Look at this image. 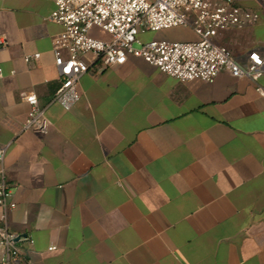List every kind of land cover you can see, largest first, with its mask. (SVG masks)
<instances>
[{
	"label": "crops",
	"instance_id": "0c3cea01",
	"mask_svg": "<svg viewBox=\"0 0 264 264\" xmlns=\"http://www.w3.org/2000/svg\"><path fill=\"white\" fill-rule=\"evenodd\" d=\"M235 1L259 21L215 40L246 62L264 54V0ZM54 9L0 0V147L21 264H264V75L181 82L130 55L91 64L66 109L53 101ZM148 32L135 47L198 40L191 28ZM182 35L192 40L172 39ZM27 93L47 133L25 130Z\"/></svg>",
	"mask_w": 264,
	"mask_h": 264
},
{
	"label": "built area",
	"instance_id": "2783aa9c",
	"mask_svg": "<svg viewBox=\"0 0 264 264\" xmlns=\"http://www.w3.org/2000/svg\"><path fill=\"white\" fill-rule=\"evenodd\" d=\"M49 1L55 5L50 19L64 28L54 40L53 54L60 87L53 101L66 109L80 100L79 81L88 73L91 64L102 67L123 65L130 55L143 58L181 82L201 80L213 83L224 70L234 77H247L255 82L264 75V54L254 50L248 54L246 62H239L226 46L215 42L223 31L259 21L254 11L242 8L235 0ZM177 27L191 28L198 40H152L138 48L134 46L140 33ZM96 31L106 33L109 39L99 37ZM39 57V54L34 55L35 59ZM30 60L26 57V62ZM24 99L30 106L25 130L47 133L48 119L36 94H24ZM6 151L5 146L0 147V208L3 211L0 244L4 248L0 264H21L17 237L7 227L8 214L16 204L12 201L11 186L6 179Z\"/></svg>",
	"mask_w": 264,
	"mask_h": 264
},
{
	"label": "rangeland",
	"instance_id": "374dc122",
	"mask_svg": "<svg viewBox=\"0 0 264 264\" xmlns=\"http://www.w3.org/2000/svg\"><path fill=\"white\" fill-rule=\"evenodd\" d=\"M185 29H190V28H185V27H177V28H171V29H166V30H162L163 32L165 33H175V32H179V31H185ZM150 33V31L148 32ZM172 38V37H171ZM173 40H180V41H188V40H192L190 39L189 37H185L184 35H182L181 37H173L172 38ZM216 43H218L216 40H215Z\"/></svg>",
	"mask_w": 264,
	"mask_h": 264
},
{
	"label": "water",
	"instance_id": "95a60500",
	"mask_svg": "<svg viewBox=\"0 0 264 264\" xmlns=\"http://www.w3.org/2000/svg\"><path fill=\"white\" fill-rule=\"evenodd\" d=\"M16 240H19V238H17Z\"/></svg>",
	"mask_w": 264,
	"mask_h": 264
}]
</instances>
